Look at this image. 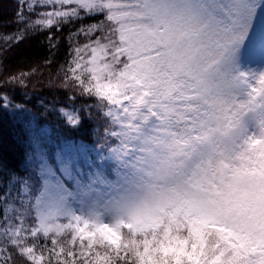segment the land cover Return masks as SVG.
I'll return each mask as SVG.
<instances>
[{"label": "snow or ice", "instance_id": "snow-or-ice-1", "mask_svg": "<svg viewBox=\"0 0 264 264\" xmlns=\"http://www.w3.org/2000/svg\"><path fill=\"white\" fill-rule=\"evenodd\" d=\"M14 3L0 264H264V0ZM35 36L51 99L6 66Z\"/></svg>", "mask_w": 264, "mask_h": 264}, {"label": "trees", "instance_id": "trees-1", "mask_svg": "<svg viewBox=\"0 0 264 264\" xmlns=\"http://www.w3.org/2000/svg\"><path fill=\"white\" fill-rule=\"evenodd\" d=\"M0 2L3 3L0 14L6 19H11L15 14L16 5L14 0H0ZM15 27V25H10L7 30L12 31ZM47 55L48 48L43 36H35L25 41L18 50H14V53L7 54L6 66L9 72H27L31 68H39V72L33 78L28 91L34 93L36 96L51 99L57 84L50 83V81H55L56 79V65L64 62V48H61L55 64L50 68L43 66L44 58Z\"/></svg>", "mask_w": 264, "mask_h": 264}]
</instances>
